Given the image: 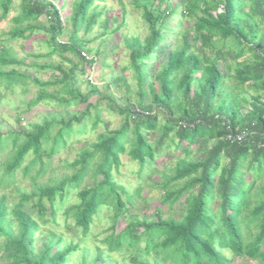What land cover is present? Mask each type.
I'll use <instances>...</instances> for the list:
<instances>
[{
	"label": "trees",
	"instance_id": "obj_1",
	"mask_svg": "<svg viewBox=\"0 0 264 264\" xmlns=\"http://www.w3.org/2000/svg\"><path fill=\"white\" fill-rule=\"evenodd\" d=\"M96 1L104 0L72 3V30L65 42L58 40L65 30L60 9L49 0H20V10L11 17L13 26L6 33L9 39H27L42 30L51 53L71 52L91 65L94 60L82 56L84 46L75 32L83 27L87 33L105 11L96 10ZM10 3L0 0V19ZM130 3L147 28L143 38L130 35L124 40L137 87L133 102L111 100L88 78V92L80 93L73 78L74 67L64 70L61 65H38L60 72L50 80L13 67L0 68V83L11 86L22 77L38 87L27 101V109L45 100L64 107L63 114L50 113L29 129L0 131V151L10 145L9 154L0 160V187L12 186L17 171L33 179L30 191L12 187L14 201L0 193L1 257L7 264H65L78 249V242L48 232L45 242L36 248V234L41 222H55L56 210L75 191L76 200L63 210L66 219L85 236L101 208L111 209L110 233L103 241L109 251L132 247L136 252L130 256L132 264H226L230 258L225 251L264 264V0ZM177 8L191 25L170 36L175 27L167 19ZM41 16H46L47 25L39 20ZM107 23L106 18L103 25ZM1 42L0 65H19ZM151 62L155 64L150 68ZM228 81L232 91L225 90ZM57 85L54 92H46L47 87ZM94 94H99V102L90 104L88 99ZM146 95L148 102L144 101ZM101 100L123 117L121 124L105 128L83 145L76 158L66 164L72 168L70 174L45 184L35 183L46 170L45 160L68 145L72 132L84 133L91 116L92 128L104 123L98 109ZM77 103H85L82 111H68ZM243 131L246 134L240 141L226 138L228 133ZM192 145L196 150L190 156L186 151ZM170 146L181 148L187 156L161 170L157 185L162 202L171 207L183 197L186 207L180 217H162L157 212L154 218L139 219L133 214L116 232L115 221L133 204L132 195L114 177L121 155L125 153L141 171ZM247 174L249 178H245ZM87 178L90 184H85ZM140 240H144L142 248ZM91 254V261L83 258L79 264L103 262L99 247Z\"/></svg>",
	"mask_w": 264,
	"mask_h": 264
},
{
	"label": "rangeland",
	"instance_id": "obj_2",
	"mask_svg": "<svg viewBox=\"0 0 264 264\" xmlns=\"http://www.w3.org/2000/svg\"><path fill=\"white\" fill-rule=\"evenodd\" d=\"M60 9V15L65 25V30L58 38L60 42L68 40L72 24L69 20L71 14L72 3L76 0H49ZM171 5L177 4L178 0H169ZM20 0H11L10 9L3 18L0 19V40L7 47L13 57L20 62L19 65L1 66L4 70L16 68L24 74L37 77L40 80H50L60 76V72L51 68H40L38 65L51 64L61 65L64 70L74 67L73 78L76 80L75 86L80 93H86L89 85L97 87L100 94L108 96L111 100L124 104L126 99L133 102L137 98V87L132 70L129 68L128 49L125 45V38L130 35H138L140 38L146 34L147 28L145 22L141 18L139 11L135 10L130 0H104L96 1V10L102 11L92 28L86 33L83 27H79L75 35L82 40L84 46V56L86 59L92 58V64L82 61L77 55L71 52H52V47L47 43V35L44 31H35L31 37L27 39H9L6 33L13 26L11 17L20 10ZM164 6V4L162 5ZM179 8L174 14L167 19V23L175 27L171 31L170 36H174L176 31L187 29L191 25V21L183 19L180 16ZM2 12L0 10V17ZM108 19L107 26L103 25V21ZM122 18V19H121ZM41 22L47 25L46 16L39 18ZM154 62L150 63V68L154 66ZM154 70L150 71L149 79H152ZM59 85L49 86L46 92H54ZM145 88V87H144ZM143 88V89H144ZM38 87L29 79L19 78L11 86L0 83V131L19 130V128L29 129L30 124L41 123L44 117L50 113L63 114L64 107L54 100H45L39 104L27 109V101L35 96ZM146 90V88L144 89ZM226 91H232V82L228 81L225 85ZM147 94V92H146ZM147 96V95H146ZM99 94L91 95L88 99L90 104L99 102ZM149 97L144 98L148 102ZM84 104H71L68 108L70 112L82 111ZM99 114L104 123H98L95 128L91 127V118L87 122L86 131L84 133L72 132L67 138V146L62 148L51 158L46 159V170L43 175L39 176L35 183L45 184L50 179H58L62 175L71 173L72 168L66 166L76 158L78 151L87 142L95 139L96 134L104 131L105 128L115 129L122 122V116L109 110L105 100H101L99 105ZM90 115H93V109L89 108ZM77 128V127H75ZM10 145H6L0 151V160L6 158L9 154ZM196 150V145H192L186 151L188 155H192ZM181 148L174 146L167 147L162 150L154 163L147 162L139 171V165L132 161L125 153L121 155V164L114 171L115 179L123 185L129 194L132 195L133 204L128 207V212L115 221V230H121L127 222L130 215L135 214L139 219L154 218L157 212L162 217L173 216L179 218L185 204L183 197L175 202L172 207L169 203L162 202V191L157 183L161 181V170L171 168L175 165L179 157L187 156ZM31 154L26 158V162L30 159ZM157 169L158 171H153ZM140 172V173H139ZM33 174V171L31 172ZM245 178H249L247 174ZM16 181L12 186L0 187V193H5L9 201H14L15 192L12 187H17L21 191H30L33 189V179L30 176H22L20 171L15 174ZM91 180L87 178L85 184H90ZM9 192V195H8ZM261 197H263L261 195ZM76 200L75 191H71L64 205L59 206L55 214V222L44 221L40 223L39 232H37L36 248L45 242L46 234L54 232L60 234L63 240H72L78 242L79 246L68 258L65 264H79L83 260L91 261L95 247H99L103 256V262L99 264H132L130 256L136 252L131 247L121 248L117 251H109L107 244L103 239L110 233L108 227L111 225L112 210L106 207L101 208L98 215L94 218L90 230L85 236H82L81 230L76 228L71 219H66L63 214L65 205ZM48 206L47 202H44ZM36 211H33L35 216ZM48 217V216H46ZM66 225L69 227L66 228ZM2 241L0 240V248ZM61 243V245H63ZM139 248L144 245V240H140ZM225 254L230 258L226 264H260L257 259L247 257H233L228 251ZM142 256V255H141ZM0 264H7L6 260L0 255ZM163 264H170L165 262Z\"/></svg>",
	"mask_w": 264,
	"mask_h": 264
},
{
	"label": "built area",
	"instance_id": "obj_3",
	"mask_svg": "<svg viewBox=\"0 0 264 264\" xmlns=\"http://www.w3.org/2000/svg\"><path fill=\"white\" fill-rule=\"evenodd\" d=\"M246 132H240V133H237V134H231V133H228L226 134V138L228 139H236L238 141H240L244 136H245Z\"/></svg>",
	"mask_w": 264,
	"mask_h": 264
}]
</instances>
